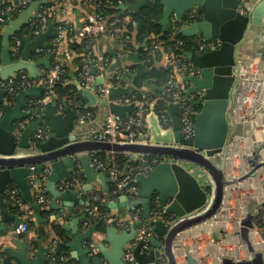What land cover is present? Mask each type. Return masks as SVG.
I'll list each match as a JSON object with an SVG mask.
<instances>
[{
    "label": "water",
    "instance_id": "95a60500",
    "mask_svg": "<svg viewBox=\"0 0 264 264\" xmlns=\"http://www.w3.org/2000/svg\"><path fill=\"white\" fill-rule=\"evenodd\" d=\"M159 2L163 8L162 18L156 22L165 29L171 18L181 20L188 17V23L177 30V34L185 38L199 37L204 41L218 40L216 48L199 53L192 48L189 51L181 50L185 59L201 71V77L176 75L177 82L188 83V93L202 91L199 98L198 112L194 121V137L183 139L180 132L179 106L172 97H168L166 109L171 117V126L164 128L160 125L154 105H149V112L145 116L147 141L142 144H122L91 139L78 140L75 132V111L68 105L58 107L55 99L26 112L21 108L26 106L27 97L40 98L41 87H29L21 90L15 97L14 104L2 106L3 114L0 117V236L5 225L10 224L15 229L23 223L22 218L11 215L6 208L9 203L4 202V192L10 186L18 188L25 201H28L33 210V221L37 224L46 222L39 217L40 208L32 203L31 191L27 183L29 166H34L40 173L44 165L50 168V174L45 184L47 193L56 200H62V207L72 208L84 205L81 196L71 189L59 190L57 185L69 178L70 172L75 170L76 155L80 167L87 179V183L98 180L103 185V192L108 191V178L96 174L89 166L90 154L115 153L137 154L149 158L159 159L147 175L137 173L134 183L138 192L134 197L120 195L117 200L107 202V207L112 209H126L132 211L142 209V218L150 220L154 210L153 198L157 196L158 204L164 208V213L174 216L173 223L166 225L162 218L154 219L153 225L161 241L150 237L152 250L141 252V244L133 249L134 259L138 264H154L157 261L158 251L162 254L167 264H176L174 245L175 237L182 231L204 223L214 218L222 203L225 185L224 170L228 145L232 135L239 136L240 125L232 121V102L240 87L241 79L245 72L243 59H239V49L252 27L264 25V0H136L128 7L121 3L119 9H129L137 13L149 2ZM9 2L17 6L19 0H0V7ZM46 0H36L25 8L18 16L10 19L1 30L0 37V82L16 73L25 72L30 78L41 75L40 67L49 68L50 56L46 55L36 60H31V54H37L40 47L48 46L47 38L53 36L48 24L46 30L38 34L32 41V32L23 38V48L19 57H10V37L20 31L31 19L35 17L41 4ZM241 6L244 12L239 10ZM246 12V13H245ZM199 17V18H196ZM262 21V22H261ZM148 36L144 40H150ZM167 54L161 52L159 61L145 68L134 54V74L129 82L124 85L108 88L105 105L107 112L125 118L135 115L136 106L116 105L111 100L116 96L129 95L136 90L146 88L156 90L166 96L162 87H158L143 77L152 69L159 70L166 65ZM243 64V66H242ZM96 75L94 71H91ZM101 78L96 79V85H101ZM76 89L86 100L87 107L97 104V98L87 89L75 82ZM5 92L0 88V105ZM35 114L34 119L21 131L18 139L12 134L17 122H22L28 115ZM16 123V124H15ZM46 126V136L37 143H32V137L38 127ZM139 139H142L139 137ZM264 142L255 143L251 152L247 154L249 175L258 166L264 167V161L259 160L264 152ZM250 150V149H249ZM204 171L212 183L211 199L206 208L207 194L200 184V178L195 170ZM88 185V184H87ZM52 206V205H51ZM264 206V201L256 205L254 201L249 204L244 218L240 221L238 237L251 255L250 260L233 261L222 258L221 264H264V257L252 233V219L255 212ZM71 243L66 245L72 248L69 257L77 264H127L122 260L124 246L130 243L135 236V226L131 225L128 231L118 232L115 227H107L102 233L103 238L96 244V252L91 253L89 247L83 242L93 239L96 228L90 224L83 233L69 228ZM12 243L16 248L5 246L3 254L15 264H47L49 247H44L39 241L26 242L23 238H15ZM108 245V246H107ZM186 264H197L196 261L185 253ZM10 264V263H2Z\"/></svg>",
    "mask_w": 264,
    "mask_h": 264
},
{
    "label": "built area",
    "instance_id": "2783aa9c",
    "mask_svg": "<svg viewBox=\"0 0 264 264\" xmlns=\"http://www.w3.org/2000/svg\"><path fill=\"white\" fill-rule=\"evenodd\" d=\"M36 0H19L17 6L11 5L9 2L0 7V33L4 26L7 25L10 19L20 14L25 8H27L32 2ZM83 4H90L93 10L100 9V1L99 0H80ZM242 1V0H241ZM109 3V1H106ZM124 4V3H123ZM53 9V4L47 7L39 8L35 13V17L31 19L28 23L29 28L31 29L32 34L38 35L44 32L50 23L49 11ZM241 12L244 10L239 7ZM126 19V18H124ZM123 19V20H124ZM107 22V20L99 14L93 13L91 21L85 20L79 27V32L81 36L86 37V42L94 41L97 42L102 37L110 38L111 40L118 41V54L117 57L119 59L125 58L126 52L129 51L130 48V38L128 35L120 36L117 34L116 25L121 23L120 19L111 20L109 23L110 30L106 33L103 32V26ZM71 29L68 27L58 26L56 28V32L52 39V44L54 48L61 46L63 44V40L66 34L70 33ZM195 50L199 53L209 51L213 49L215 46H218V40H210L204 41L201 38H194ZM153 43V40L151 41ZM20 46V40L15 38L14 43L12 45V50L14 52L17 51ZM152 50L155 54H160L163 50L158 43L152 44ZM49 52L51 50L49 49ZM166 65L164 68L169 69L175 76H193L195 78L201 77V71L192 66L189 62L183 61L179 56L171 53H167ZM253 60L246 61L244 63L245 68H242V72L244 73L243 78L240 82V87L237 90L235 95V99L232 102V121L235 124L240 125V130L242 127L247 124L246 118L239 117L238 103L237 99L242 95L244 91H247L251 87H247L246 85L249 83L259 82L260 80L254 77V82L250 78L249 75H253L251 73L252 67L256 66ZM89 63L84 64L77 75V81L80 86L84 89H87L91 93L95 94L97 98L104 100L106 104L109 102L107 99L108 88L111 86H119L124 85L129 82L134 72L129 68H119L118 66H112L111 61L108 58L102 56H94L89 60ZM243 66V67H244ZM95 72L96 75H93L91 71ZM65 73L63 66L60 63L54 62L50 67V70L47 73H41L39 77L30 78L25 72L16 73L13 77L7 78L5 81L0 82V88H2L5 92L1 106L12 104L15 100V97L18 92L24 90L26 88L40 85L44 88V92L42 97L31 100L29 105L32 109L36 107L43 106L45 103L51 102L53 97V86L54 84L60 80V76ZM250 73V74H249ZM174 76V77H175ZM101 78L102 84L96 85V79ZM258 79V81H257ZM64 81V79H62ZM255 86V84H252ZM187 88L183 82L179 83L176 79L168 80L165 83V91L166 94L170 95L169 97L173 98L174 103H177L179 106V122H180V132L183 139H192L194 137V121L195 116L198 112V103L199 98L202 95V91H195L192 93L187 92ZM169 92V93H167ZM112 103L116 105H129L133 103L136 106L137 112L135 115H127L125 118H120L113 114L108 113L104 119L103 125L101 129L97 132H94L90 138L91 140L96 141H107V142H115L122 144H142L147 141V131L145 124L144 113L146 111L145 107L141 106V103H138L134 100V96H116L111 100ZM66 105H68L71 109L75 111V120L74 123L76 126H82L88 122H92L95 118V112L91 109L82 108L78 109V104L74 99L67 98L65 100ZM147 104V103H146ZM59 109L62 111V104H58ZM159 123L162 127L167 128L171 126V117L166 108H157L154 109ZM2 114V110L0 108V115ZM146 116V115H145ZM17 127L22 128V123H18ZM47 132L46 126L38 127L36 133L32 137V143H37L41 141ZM141 137L142 139H139ZM245 134L243 130L241 131L239 136L232 135L230 138L229 145L234 146H242L244 143ZM264 142V140L259 141V143ZM255 146V144L253 145ZM253 146L248 150L247 148H240L234 151L233 158L234 161L237 162L236 166L242 168V172L240 174H236L233 172V176L231 178L226 176L228 162L226 161L224 176L228 181V184L224 187V192L222 196V203L220 205L219 210L215 214L214 218L217 220H222L228 222L229 218L227 217V213H223V209L226 210L231 209L235 211L236 216L234 221L237 223L238 228L240 225V221L244 218L247 208L252 201L256 205L261 204L264 201V177L261 170H264L263 166H258L253 170V173L249 175L248 171V162L246 160L247 154H249L253 148ZM264 146V145H263ZM129 156V158L133 161L130 165L122 166L119 163V156ZM258 159H264V152L262 153V157L258 156ZM159 159L157 158H146L142 155L137 154H115V153H107V156L104 159H99L94 155L89 157V166L93 171L97 173L104 174L110 180V190L104 196L98 197L93 196L91 198L92 202H108L110 200H116L120 195H124L126 197H134L138 192V186L134 183V175L140 173L142 175H147L153 168L155 164H157ZM29 175L26 180L29 185L32 197L34 199L35 205L43 208L47 205V191L45 184L47 182L48 176L50 174V168H43L40 173H38L34 166H29ZM195 173L198 174L200 178V184L205 188L207 199L204 205L206 208L210 202L211 194H212V183L209 176L199 169L195 170ZM74 184V179H68L61 181L57 188L59 190H63L66 188H71ZM250 189V194L248 196H244V191H248ZM235 195L237 197L235 198ZM10 201L17 206L19 209L23 207V202L20 196L17 194L15 190H11L9 193ZM157 196L153 198L154 209L156 210L155 215L164 214L162 219L166 225L173 223L174 216L168 215L164 213V208L158 204ZM90 205V206H89ZM230 209V210H231ZM231 210V211H232ZM84 212L96 217L98 215L97 206L92 203L85 206L83 209ZM153 214V212H152ZM26 220L33 218V210L26 209L25 213ZM126 218V217H125ZM121 219V221H116L118 226L126 228L128 225L135 226V236L133 240L124 246V252L122 260L127 264H138V262L134 259L133 249L137 244H141V252H149L152 250V245L149 241L150 237H155V233L152 229V224L149 220H144L142 218V209L136 208L130 211L127 214V218ZM26 220H23V223L19 224L11 235L7 236L4 243L11 242L15 238L23 237L27 232H29V228L27 226ZM231 221V220H229ZM85 225L87 222L84 223ZM252 233L253 237L258 243L259 247L256 249H260L264 252V206L259 208L252 219ZM114 227V226H113ZM237 240L239 241V245L242 246L246 250L247 259H236L237 261H246L250 260L251 255L246 249V246L240 242L238 233ZM97 242L95 240L91 241L89 244L90 252L92 250L95 251ZM2 247H0V264L4 263V255L2 251ZM159 259V255L157 256ZM161 259V258H160ZM163 261V260H160ZM49 263L51 264H68L65 262L63 258L55 259L54 257L49 258Z\"/></svg>",
    "mask_w": 264,
    "mask_h": 264
},
{
    "label": "crops",
    "instance_id": "0c3cea01",
    "mask_svg": "<svg viewBox=\"0 0 264 264\" xmlns=\"http://www.w3.org/2000/svg\"><path fill=\"white\" fill-rule=\"evenodd\" d=\"M47 1V0H46ZM245 1V0H242ZM136 2V1H135ZM134 2V3H135ZM121 4V3H120ZM133 5V4H132ZM131 5V6H132ZM85 7V8H84ZM40 9L43 8L41 5L39 7ZM244 10V9H243ZM93 8L89 4H83L80 0H54L53 1V9L49 11V18H50V24H53V27L51 28V31L53 32V36L56 32V28L58 26L68 27L71 31L70 33L66 34L63 44L61 46H58L54 48L52 44V37H49L46 39V41L49 43L48 46L40 47L37 54H31L30 59L36 60L38 58H42L46 55L50 56L49 59V68L45 69L43 66L40 67L41 73H47L50 70V67L54 62L60 63L64 70L65 67L67 68L66 77L63 78L64 81L67 84H73L75 85V82H77V75L76 73V65L73 61V57L76 56L75 53H72L73 51L69 49L70 45L74 43H80L85 41L86 37L81 36L79 30L80 25L85 21L89 20L91 21L92 15H93ZM246 13V12H245ZM108 19V18H107ZM109 20V19H108ZM124 21L127 23L130 22L129 18L124 19ZM262 22V21H261ZM28 30V32L24 35V37L29 33V26H25L24 30ZM23 37V38H24ZM148 37V36H147ZM151 39L146 41L144 44H141V47H144L148 42L152 41V36H150ZM36 38V35L32 34V41H34ZM85 39V40H84ZM106 41H97V44L93 45V54L94 56H105L108 57V59L111 61L112 66L118 65L119 68H129L132 70L134 69V54H137L136 52L133 53V48L130 47L129 51L126 52L125 58L119 59L117 57V46L114 40H111L110 38L105 37ZM23 39H22V48H23ZM22 48L14 52L12 50V46L10 45L9 53L10 57L13 59V57H19V54L22 50ZM49 49L51 52H49ZM163 52L166 53L164 48H162ZM161 51V52H162ZM161 52L160 54H157V58L154 60L153 63L156 61H159L161 58ZM108 54V55H107ZM107 55V56H106ZM137 57L140 62H142L139 58V55L137 54ZM239 59H243V63L246 61L253 60L252 62L256 63V66L252 67L251 73L253 75H249L250 78L254 82V77L258 78L260 81L257 83H249L246 86L251 87L247 91H244L241 96L238 97L237 103H238V110H239V117L246 118L248 121L247 124H245L241 131L243 130V133L245 134L244 143L242 146H233L232 144L228 146V153L226 155V161L228 162L226 176L231 178L233 176V172L236 174H240L243 170L242 168H239L236 166V163L233 158L234 151L240 150V148H247L248 150L255 144L259 143V141L264 140V25H257L252 27V29L248 32L245 40L243 41L241 48L239 49ZM187 61V60H186ZM153 63L150 65L152 66ZM143 64V63H142ZM149 66V67H150ZM243 66V64H242ZM165 67V66H164ZM244 67H241V70ZM93 71V69H92ZM133 71V70H132ZM250 74V73H249ZM257 79V81H258ZM252 84H255L253 86ZM186 86V85H185ZM32 87H41L42 91L40 94V97H42L44 88L40 85L32 86ZM76 87V86H75ZM187 87V86H186ZM96 96L95 94H93ZM55 98V95L53 93L52 99ZM83 98V97H82ZM97 98V97H96ZM38 98L33 97H27L25 98L24 102L26 106L24 108H21L22 112H26L30 110L29 102L31 100H35ZM67 98L62 99V106L65 103V100ZM84 99V98H83ZM85 100V99H84ZM15 101V100H14ZM14 104V102L12 103ZM9 104V105H12ZM106 102L104 100H101L97 98V104L94 106L87 107L86 100L82 105V108L89 109L90 107L95 108V118L92 122H88L81 127L75 125V132H77L78 140H84L91 137V135L94 132H97L101 129L104 119L106 115L108 114L106 109ZM0 108L2 110V106L0 105ZM3 114V110H2ZM0 115V117L2 116ZM35 117V114L28 115L22 122V128L17 127L16 125L13 127L12 134L14 135L15 139H18L22 129L29 124ZM236 148V149H235ZM85 154V153H83ZM83 154H79L76 156H82ZM105 154V157L107 156V153ZM91 155H95L90 154ZM78 157H75V170L73 172H70L69 178L65 179H74V184L71 186V190L81 196L82 201L84 202V205L81 206H74L72 208H64L62 207V200L57 199L55 205L52 204V198L49 195L47 205L44 207V209L40 208L39 217L42 220H46V222H43L41 224L35 223L32 218L33 227L30 229L29 232H27L23 237L26 242L32 243V241H39L40 244L44 247H49V252L47 254L48 257V263L49 258L54 257L55 259L63 258L66 263L68 264H77L75 260H72L69 257V253L73 251L72 248H67L66 245L68 243H71L70 235L71 231L69 228H75L76 231L83 233L87 230L88 226L90 225L87 223L84 224L85 221H83L81 217V212L91 202V198L93 196H104L107 192L110 190V180L108 179V191L103 192V185L98 181H91L90 183H87V179L85 175L82 172V169L80 167V163L78 161ZM127 159L130 163L133 161L127 156ZM264 161V159H262ZM43 168H49L48 165H44ZM233 169V172L231 170ZM263 171V177H264V170ZM96 174H99L95 171H93ZM82 174V176L79 175ZM88 184V185H87ZM11 187V186H10ZM250 192V189H248ZM9 193L10 191L8 189L4 192V202L9 203L10 206L6 208L7 212L11 215L17 216L19 218H22V220H26L25 213L26 209H31V205L28 201H25L22 197L23 207L18 208L15 206L9 199ZM22 196V194H21ZM32 196V194H31ZM237 195H235V198ZM118 199V198H117ZM116 199V200H117ZM109 202V201H108ZM107 203V202H106ZM52 205V206H51ZM108 209V218L107 221L104 222V224L100 225L96 228V232L93 234V240H95L98 244V242L103 238L102 233L107 227L114 226L117 228L118 232L121 231H128L130 226L128 225L126 228L118 226L116 221H121L123 218H127V214L130 212L126 209L120 210V209H112L107 207ZM226 210L223 209V213H227V217L229 218L228 222H225L222 220H215L211 219L209 221H206L204 223H201L199 225H196L194 227H191L189 229H186L179 233L175 239H174V245L176 248L174 249L175 253V262L176 264H186L185 259V253H188L197 264H221L222 258L232 259L234 262L237 261L236 259H247L246 252L242 254V251L244 248L239 245V241L237 240V233L239 231L237 223L234 221L236 213L235 211ZM156 210H153V214L149 222L152 224L153 232L155 233V238L158 241L162 240V237L157 235L154 230V219L156 218H162L161 214L155 215ZM125 218V219H126ZM0 220H1V209H0ZM28 220V219H27ZM231 220V221H229ZM42 232L43 238L39 239L37 238V232ZM13 232V229L11 228L10 224L5 225L4 232L2 236H0V247L2 249L5 246H11L13 248H16V245L11 242L4 243L7 236L11 235ZM61 237V239H60ZM91 240L89 242H83V246L89 247ZM108 246V245H107ZM235 247H238V251L235 250ZM240 248V249H239ZM90 249V247H89ZM92 250L93 253L96 252ZM159 259L154 264H167L166 260L162 254V251H158ZM262 255L264 257V252H262ZM161 258V259H160ZM163 260V261H160ZM7 262L10 264H15L14 260H9L7 258Z\"/></svg>",
    "mask_w": 264,
    "mask_h": 264
},
{
    "label": "trees",
    "instance_id": "16d2710c",
    "mask_svg": "<svg viewBox=\"0 0 264 264\" xmlns=\"http://www.w3.org/2000/svg\"><path fill=\"white\" fill-rule=\"evenodd\" d=\"M54 0H47L45 4H41L42 7H47L53 4ZM100 3V9L95 10L93 13L99 14L102 17H104L107 22L103 26V32L106 33L110 30L109 23L111 20L120 19L121 23L116 25V33L120 36L128 35L130 38V47L133 48V53L136 52L139 55L140 60L142 61L145 68H148L154 60L157 58V54H155L152 50V44L158 43L159 46L164 48V50L167 53H173L177 56H179L183 61H186L185 57L182 55L181 50L189 51L192 48L195 47V43L193 41L194 38H185L177 34V30L182 27L184 24L188 23V17L184 16L181 20L171 18L168 22V25L165 29H162V27L156 22H158L162 18V11L163 8L160 5L159 2H149L144 7H142L137 13L130 11L129 9H119L120 3H124L126 6L130 7L136 0H99ZM106 1H109V3H106ZM87 5V4H86ZM90 5V4H89ZM85 8V7H84ZM14 18V16H13ZM109 20H108V19ZM129 18L130 22L126 23L123 19ZM28 32V30H24L22 28L20 31L16 32L12 37H10V45L12 46L14 43V39L17 38L20 40V46L18 49L20 50L22 48V39L24 35ZM147 36H152V42H148L144 47H141V44L143 43V40ZM199 38V37H195ZM87 39V38H86ZM105 37L100 38L98 41H106L104 40ZM85 40V39H84ZM1 41V37H0ZM80 42V43H74L70 45L69 49H71L75 53L76 56H74L72 59L76 65V73H78L81 69V67L88 63L91 58H94L93 54V45L97 44V42ZM101 41V42H102ZM117 51L119 49L118 47V41L116 42ZM17 49V50H18ZM108 55V54H107ZM106 55V56H107ZM105 57V56H103ZM108 58V57H105ZM118 65H116L117 67ZM65 70L67 71V68L65 67ZM133 72L134 69L132 68ZM175 75L166 68H161L159 70L152 69L147 75H145L144 79H149L150 82L158 87H162L163 90L165 89V83L168 80H174ZM66 77V72L60 76L61 79ZM58 80L54 86H53V93L55 95L56 102L62 103L63 98H71L74 99L78 104V109H82V105L85 102V100L82 98L80 92L76 89L75 85L73 84H67L66 82H63L62 80ZM186 86H189L188 83H183ZM146 92H142V89L136 90L133 93L126 95V96H134V100H136L138 103H141L142 107L146 108V111L144 113L145 115L149 112V105L153 104L154 109L157 108H166V102L170 95L166 94V96H163L162 93L156 91V90H148L145 89ZM143 93V94H142ZM148 102V104H146ZM92 111L95 112V108L90 107ZM95 157L99 159H104L105 154H95ZM119 163L122 166L130 165L131 163L128 161L127 157L124 155L119 156ZM149 159V157H146ZM80 176L82 174L79 173ZM9 191L15 190L17 194L22 199L21 193L18 190V188L11 186L8 188ZM47 198H49V194L46 193ZM32 197V196H31ZM102 197V196H101ZM32 203L35 204L34 199L32 197ZM93 205L97 206L98 208V215L96 217L88 214L87 212L82 211L81 217L83 221L93 224L95 227H99L100 225L104 224V222L107 221L108 218V209H107V203L106 202H90ZM90 206V205H89ZM38 207V206H37ZM40 208V207H39ZM42 209V208H41ZM44 209V207H43ZM43 211V210H41ZM164 214H161V217H163ZM28 228L33 227V222L31 219L26 220ZM37 235L39 239L43 238L42 232H37ZM61 239V237H60ZM62 240V239H61ZM34 244L35 241H32ZM4 255V254H3ZM4 263H7V257L4 255Z\"/></svg>",
    "mask_w": 264,
    "mask_h": 264
},
{
    "label": "rangeland",
    "instance_id": "374dc122",
    "mask_svg": "<svg viewBox=\"0 0 264 264\" xmlns=\"http://www.w3.org/2000/svg\"><path fill=\"white\" fill-rule=\"evenodd\" d=\"M145 89L146 88H142V92H146L145 91ZM166 89H164V91H165ZM166 92V91H165ZM167 93H169V92H167ZM143 94V93H142ZM147 104H148V102H146ZM262 132H264V130L262 131ZM250 194V192L249 191H244V196H248ZM238 247H235V250H237L238 251V249H237ZM240 249V248H239ZM246 252V250L244 249L243 251H242V254H244Z\"/></svg>",
    "mask_w": 264,
    "mask_h": 264
},
{
    "label": "flooded vegetation",
    "instance_id": "af4514ba",
    "mask_svg": "<svg viewBox=\"0 0 264 264\" xmlns=\"http://www.w3.org/2000/svg\"><path fill=\"white\" fill-rule=\"evenodd\" d=\"M196 18H199V17H196ZM217 46H215L214 48H216Z\"/></svg>",
    "mask_w": 264,
    "mask_h": 264
}]
</instances>
